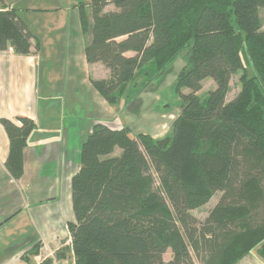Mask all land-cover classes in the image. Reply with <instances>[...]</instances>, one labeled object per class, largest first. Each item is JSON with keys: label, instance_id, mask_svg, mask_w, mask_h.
I'll use <instances>...</instances> for the list:
<instances>
[{"label": "trees", "instance_id": "16d2710c", "mask_svg": "<svg viewBox=\"0 0 264 264\" xmlns=\"http://www.w3.org/2000/svg\"><path fill=\"white\" fill-rule=\"evenodd\" d=\"M88 5L89 15L85 2L77 3L81 28L91 32L85 57L110 70L109 78L91 81L108 103L124 98L135 111L139 94L177 58L184 66L173 83L179 112L165 134L133 136L128 126L97 121L80 144L70 182L74 264H184L189 249L198 254L201 247L202 264H236L250 251L264 262V215L256 221L264 213V0ZM33 38L17 9L0 0V51L29 54ZM235 74L239 90L227 99ZM206 78L214 87L200 95ZM0 124L9 140L4 166L18 180L35 123L2 117ZM217 192L218 202L198 221L191 211Z\"/></svg>", "mask_w": 264, "mask_h": 264}, {"label": "crops", "instance_id": "0c3cea01", "mask_svg": "<svg viewBox=\"0 0 264 264\" xmlns=\"http://www.w3.org/2000/svg\"><path fill=\"white\" fill-rule=\"evenodd\" d=\"M78 1L5 0L34 38L29 54L0 51V118L17 122L28 117L35 127L23 149V174L14 180L4 166L9 140L0 124V264H74L70 182L79 169L80 144L92 125L101 121L114 129L128 126L131 135L159 137L179 112H169L167 103L161 106L165 100L159 85L139 94L135 111L124 98L112 105L98 93L92 79L109 78L110 70L86 60L91 32L81 28ZM82 1L89 15V0ZM88 20L91 24V16ZM37 242L38 254H29ZM45 248L60 251L57 263L41 260ZM256 258L251 259L261 264Z\"/></svg>", "mask_w": 264, "mask_h": 264}, {"label": "rangeland", "instance_id": "374dc122", "mask_svg": "<svg viewBox=\"0 0 264 264\" xmlns=\"http://www.w3.org/2000/svg\"><path fill=\"white\" fill-rule=\"evenodd\" d=\"M111 9H115V8L112 5H107L105 8V10H111ZM260 16L264 23V10H260ZM176 60L172 63L170 70L165 75H163V77L158 76V78L154 82L156 86L159 85L160 92H161L160 95L165 100L163 103H161V106L162 104H165V103L169 104V108H170L169 112H172L173 110L174 111L179 110L178 108L179 98L173 88V83L176 80V76L178 72L184 66V62L182 61V58H177ZM155 84L152 83L150 87L155 86ZM202 85H203L202 89L199 92L200 95H203L206 93V91H208L209 89H212L214 87V82L211 78H206L203 80ZM229 85H230V90L228 92L227 99L232 98L239 90L238 74H235L231 77ZM132 135L134 136V134ZM119 153H120V149L116 148L114 151V154L116 155ZM220 196H221L220 192L215 193L208 203L191 211L198 221L200 222L204 221V219L207 217L209 212L218 202ZM263 215L264 213L260 211L256 217V221L257 222L260 221ZM204 255L205 253L202 247L199 249L198 254L192 251L191 249H189V259L184 264H202ZM171 258H172L171 250H167L163 254V260L167 262ZM251 258H254V259L256 258L255 253L253 251L248 252V254H246V258L243 257L242 260L240 259L236 264H240L242 261H243L242 264H255V262ZM260 263L263 264L262 261Z\"/></svg>", "mask_w": 264, "mask_h": 264}, {"label": "built area", "instance_id": "2783aa9c", "mask_svg": "<svg viewBox=\"0 0 264 264\" xmlns=\"http://www.w3.org/2000/svg\"><path fill=\"white\" fill-rule=\"evenodd\" d=\"M11 52H13V50H12V47H8L6 50H4V51H2V53L3 54H6V53H11ZM55 252H56V250L55 249H44L40 254V258H41V260L42 261H45L47 258H53L54 259V261H55ZM52 259V260H53ZM56 263H57V261H55ZM54 262V263H55Z\"/></svg>", "mask_w": 264, "mask_h": 264}]
</instances>
